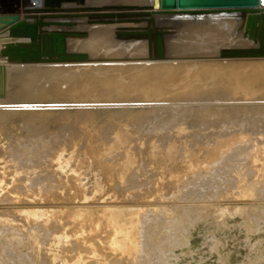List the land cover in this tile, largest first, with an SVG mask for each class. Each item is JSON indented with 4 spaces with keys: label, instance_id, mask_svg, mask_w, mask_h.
<instances>
[{
    "label": "rangeland",
    "instance_id": "rangeland-1",
    "mask_svg": "<svg viewBox=\"0 0 264 264\" xmlns=\"http://www.w3.org/2000/svg\"><path fill=\"white\" fill-rule=\"evenodd\" d=\"M96 1L101 2L92 0L93 3ZM43 3L44 0H0V15L21 12L25 16ZM78 15L66 19L75 22L74 26L49 29L85 32L86 35L65 36V48L74 51V48L87 47L89 43L91 53L88 56H92V62L41 61L35 59L38 55L35 56L34 50L23 52L21 57L11 53L2 55L6 42L14 38L12 42L31 38L9 35L12 27L7 29L3 25L10 22L0 19V71L15 66L19 70L7 71L5 93L0 96V249L5 251L0 250V264H19L22 260L20 263L23 264H99V260L100 264H126V258H121V262V254L113 250L111 240H108L118 237L115 223L107 220L114 216L118 218L116 225L121 223L118 225L133 230L134 241L139 236L138 241L150 244L145 253L141 252L144 255L138 252L141 257L132 264L148 263L149 259L152 264H264V57L209 59L220 50L219 45L222 49L226 42H216L213 46L212 42L204 40L209 36L216 37L218 30L214 32L207 27L200 28L201 31L197 28L195 32L193 27L185 25L187 30L185 27L182 30L183 24L181 28L175 24L176 27L172 25L175 28L171 26V29L160 25L166 29L163 34L170 35L171 30L180 35L177 38L182 36L186 38L184 40L192 41L190 33L195 32L192 39H197L194 42L198 45H186L190 47L189 51L184 45L176 47L172 43V50L169 48L172 52L167 54L171 57L164 59L154 52V36H145V40L138 34L128 38L117 33L127 30L126 26L121 28L128 22L120 23V19L113 16L102 17L111 22L99 24L94 22L97 16ZM80 21H85L87 28H77ZM103 26H112L111 36H108L111 41L105 43L100 39L101 43L97 38L93 44L87 40L95 29ZM177 26L181 31H174ZM181 32L187 34L183 36ZM132 37L146 41L144 47L138 46L141 50L133 46L135 39ZM49 41H46L48 46ZM148 42H152L150 46ZM84 47L82 51L89 54V46ZM175 49L181 52L174 53ZM147 50L152 58L155 53L156 60L147 58L150 56ZM66 63L74 65L66 67L63 65ZM155 68L162 70L160 75L154 74ZM8 73L18 77H9ZM251 153L255 155L251 157ZM254 157L258 163L253 161ZM246 161L254 169L252 174L261 173V176L252 175ZM259 168L263 170L257 173ZM198 170L200 172H195ZM190 174L193 175L191 178ZM204 174L207 175L206 184L201 183ZM136 184L147 189L144 192ZM172 186L174 189H170ZM164 187L173 193L166 192ZM182 187L188 190L183 192ZM137 190L144 193L136 195ZM148 190L151 193L145 194ZM133 192L136 197L132 196ZM128 196L131 200L138 198L137 202L128 201ZM99 217L106 219L103 223H108L106 225L111 228L103 226L104 219L100 221ZM60 219L61 223L58 222ZM66 220L70 222L66 223ZM63 222L66 225L69 222L67 227ZM141 227L149 229L145 232L140 230ZM97 232L102 236L99 239L107 236L103 238L106 242L102 241L110 252L96 248V243L91 244L90 239L95 241ZM101 232L106 234L101 235ZM83 239H88L84 245ZM69 244L72 248L68 250ZM79 244L84 247L81 252ZM72 249L81 254H74ZM100 249L105 250L102 256ZM89 250L96 255L95 259ZM13 252H17V256L21 254L20 257H14ZM108 252H112L111 258ZM8 255L14 259L9 260ZM101 257L103 259H97Z\"/></svg>",
    "mask_w": 264,
    "mask_h": 264
},
{
    "label": "bare ground",
    "instance_id": "bare-ground-1",
    "mask_svg": "<svg viewBox=\"0 0 264 264\" xmlns=\"http://www.w3.org/2000/svg\"><path fill=\"white\" fill-rule=\"evenodd\" d=\"M148 3V0H101V2H98L97 3V1H96V3L94 2H92V0H88V1H83V2H80V1H78L77 3H75V4H73V5H71L72 6V8L70 9V10H64V11H56V12H63V13H75V14H87L88 16H89V14H94V13H106V12H113V13H117V12H122V11H126V10H144V9H146L145 7H144V5L145 4H147ZM129 4H138V8H123V7H115V8H112V6L113 5H116V6H123V5H129ZM69 5V4H68ZM67 4H65L64 6H68ZM44 5H42L41 7H40V11L42 12V13H49V12H44V11H42V7H43ZM36 9H38V8H36ZM221 10H207V11H190V10H167V11H162V10H154L153 11V16L156 18L155 19V24L156 25H159L158 27H160V25H164L163 27H165V25H167L168 26V28L169 29H171L170 27L172 26V25H174L175 26V24L177 25H179L180 26V28H181V24H183L184 26H182L183 28H182V30H185L184 29V27H185V25H186V27L188 26V27H193L194 29H192L193 31H195L196 32V30H197V28H198V31L200 30V28H207L208 27V29L209 28H212L213 30H214V32H215V30H218V34H216V37H213V39H212V36L210 37H207L206 39H204V40H207V42H212V45L214 46H216V42H220V41H226L224 44H223V48L226 46V48H227V46H229L230 47V45H233V46H231V47H246V46H254V42L251 40V39H248V38H245V37H243V35H242V23H243V18H240V17H238V16H240V15H238V14H234V13H227V14H219L218 12H220ZM56 12H54V11H52V12H50V13H56ZM42 13H36V14H42ZM197 13H204L203 14V19H197V18H195V17H190V18H187V19H182V18H174V17H176L177 15H179V14H185L186 16H190V15H195V14H197ZM258 13H259V15H260V18H261V21L262 22H264V7H258ZM17 15H19V16H24L21 12H20V14H17ZM243 15H244V13H243ZM88 16H86V17H88ZM164 16H166V17H164ZM79 17V16H78ZM80 17H82V16H80ZM97 17H99V16H97ZM97 17L95 18V20L97 19ZM164 17V18H163ZM92 18V17H91ZM101 19H102V17H100ZM104 18V17H103ZM108 18V17H107ZM114 18H118V19H120V17H118V16H114ZM169 18H172V20H168ZM20 19H23V18H20ZM89 19V18H88ZM109 19V18H108ZM107 19V20H108ZM111 20V19H110ZM113 20V19H112ZM92 21V20H91ZM176 21V22H175ZM181 21L183 22V23H181ZM185 21V22H184ZM78 23V22H77ZM121 23V22H120ZM124 23V22H123ZM125 23H127V22H125ZM180 23V24H179ZM185 23V24H184ZM74 24H76L75 22H74ZM74 24H73V26H74ZM100 24V23H99ZM102 24V23H101ZM108 24V23H107ZM113 24V23H112ZM119 25V24H118ZM141 25H143V26H141ZM145 25H147V23L145 22V23H142V22H139V23H134V22H128L126 25H124V27L122 26V28L121 29H125V26L126 27H128V29L127 30H129V29H136L135 27H144ZM212 25V26H211ZM5 28H11L12 26H11V23L9 24V25H7V23H5L4 25H3ZM72 26V25H71ZM76 27L77 28H87V26H86V22L85 21H80L77 25H76ZM173 27V26H172ZM176 27V26H175ZM175 27H173V28H175ZM185 27V28H186ZM179 27L177 26V28L174 30V29H172V30H174L175 32H176V30L178 29ZM165 29V28H164ZM168 29V30H169ZM190 29V28H189ZM188 29V30H189ZM112 26H103V27H101V28H97V29H95V31L92 33V36L90 37V40H89V37H88V41H90V42H92L93 44H94V40H95V42H96V39L98 38V40L97 41H99L100 39L101 40H103L105 43L107 42L106 40H109V41H111L110 39H108L111 35V32H112ZM180 31H181V29H179ZM179 30H177V31H179ZM186 30H187V28H186ZM191 30V29H190ZM202 30V29H201ZM200 30V31H201ZM79 31V30H78ZM170 31V33L172 34H166V35H164L163 34V44H164V54H166V55H164V59H165V57L166 58H170L171 56H168L169 54L168 53H170V51L172 50V43H174L175 45H176V47H178V46H181V45H184V46H192V47H194L195 45L194 44H196L195 42H197L196 40L197 39H192L195 35V32H192V33H190L191 35H192V38H191V40L192 41H189L190 39L188 38V40H184V39H186L185 37H182L181 36V38H177V37H180V35H175V33L173 34L172 32H171V30H169ZM197 31V32H198ZM186 32V31H185ZM89 33V32H88ZM88 33H87V35H88ZM169 33V32H168ZM180 33V32H179ZM182 33V32H181ZM183 33H184V31H183ZM183 33H182V35H183ZM91 34V33H90ZM90 34H89V36H90ZM177 34H178V32H177ZM185 34H187V33H185ZM185 34L183 35V36H185ZM197 34V33H196ZM120 35V34H119ZM135 35H137V34H135ZM190 35V36H191ZM194 35V36H193ZM109 36V37H108ZM133 36V35H132ZM139 36V35H138ZM137 36V37H138ZM144 36V38L142 37V35H141V38L142 39H145L146 40V38H145V36L146 35H143ZM153 36V35H152ZM177 36V37H176ZM190 36H188V37H190ZM198 36H199V34H198ZM119 37V36H118ZM136 37V38H137ZM200 37V36H199ZM6 38H7V36H6ZM10 38V37H9ZM12 38H14V37H12ZM77 38V37H76ZM129 38V37H128ZM133 38V37H132ZM135 37L133 38V39H135L134 41L131 39V41H133L132 43L134 44L133 46H135L136 45V47H137V49L139 48L138 46L140 45V46H142V47H144L143 45L146 43V41L145 40H142L141 38H137L136 39ZM184 38V39H183ZM195 38H198V37H195ZM200 38H202V37H200ZM16 38H14L13 40H15ZM80 39V38H79ZM114 39V38H113ZM117 39V38H116ZM125 39H127V37L125 38ZM139 39H141V40H139ZM151 39V38H150ZM153 39V38H152ZM27 40H29L28 38H27ZM31 40V39H30ZM67 40V39H66ZM72 40V39H71ZM86 39H84V41H85ZM86 40V42L88 43V41ZM121 40V39H120ZM119 40V41H120ZM128 40V39H127ZM148 40V39H147ZM199 40V39H198ZM21 41V40H20ZM26 41V40H25ZM49 41V40H48ZM77 41V40H76ZM83 40H82V42H84ZM102 41V42H103ZM126 41V40H125ZM129 41V40H128ZM127 41V42H128ZM148 41H150V40H148ZM195 41V42H194ZM201 41V40H200ZM12 42V41H11ZM78 42V41H77ZM81 42V41H80ZM99 42H101V41H99ZM98 42V43H99ZM101 42V43H102ZM124 41L123 40H121V43H123ZM153 42V41H152ZM152 42H148V46H150L149 44L150 43H152ZM206 42V43H207ZM76 43V42H75ZM92 43H90L91 45H92ZM115 43V42H114ZM84 44V43H83ZM118 44V43H117ZM153 44V46L155 47V41L152 43ZM171 44V45H170ZM44 45V44H43ZM80 45V44H79ZM96 45V44H95ZM99 45H100V43H99ZM103 45V44H102ZM110 45V44H109ZM115 45V44H114ZM121 45V44H120ZM124 45V44H123ZM127 45V44H126ZM169 45H170V47H169ZM196 45H198V44H196ZM48 46V45H47ZM70 46V45H69ZM74 46V45H73ZM72 46V47H73ZM80 46H82V44L80 45ZM86 46V45H85ZM89 46V51H88V55H90V53H91V50H90V45H89V43H88V45H87V47ZM127 46H129V45H127ZM146 46V45H145ZM148 46H146L147 48H148ZM174 46V45H173ZM184 46H182V47H184ZM186 46V47H187ZM207 46V45H206ZM206 46H205V48H206ZM49 47V48H48ZM47 48H45L47 51L48 50H50L51 49V46H50V43H49V46H48ZM83 47H84V45H83ZM83 47H77V48H74L75 50L77 49L78 51H82V48ZM87 47H84V48H87ZM113 47V46H112ZM122 47V46H121ZM136 47H133V48H135L136 49ZM144 48V49H147V48ZM151 47H152V45H151ZM175 47V48H176ZM192 47H191V49H192ZM67 48V47H66ZM65 48V49H66ZM69 49H70V47H68ZM67 48V50L66 51H68L69 49ZM99 48V47H98ZM101 48H102V46H101ZM105 48V47H104ZM131 48V47H130ZM156 48V47H155ZM169 48H171V50L169 49ZM181 47H179V49H180ZM185 48V47H184ZM183 48V50H188V49H184ZM187 48H189V51H190V47H187ZM214 48V47H213ZM73 48H71L70 49V51L72 50ZM129 49V48H128ZM132 49V48H131ZM135 49H133V50H135ZM140 50H141V48H139ZM150 49V48H149ZM152 49H154L153 47H152ZM218 49H221V47H220V45H219V48ZM52 50V49H51ZM74 50V51H75ZM76 50V51H77ZM84 51L86 50V49H83ZM95 50V49H94ZM113 50V49H112ZM119 50V49H118ZM122 50V49H121ZM123 50H125V49H123ZM122 50V51H123ZM127 50V49H126ZM151 50V49H150ZM149 50V51H150ZM176 51L174 52V53H180L181 51H178L177 49H175ZM181 50V49H180ZM182 50V51H183ZM87 51V50H86ZM103 51V50H102ZM108 51H110V50H108ZM142 51H143V48H142ZM152 51V50H151ZM154 51V50H153ZM152 51V52H153ZM174 51V50H173ZM53 52V51H52ZM106 52V51H105ZM125 52V51H124ZM133 53H134V51H132ZM140 52V51H139ZM147 52H148V50H147ZM151 52V53H152ZM154 52H156V51H154ZM172 52V51H171ZM218 52V51H217ZM28 53V52H27ZM31 53H33V51H31ZM122 53V52H121ZM146 53V52H145ZM149 53V52H148ZM147 53V54H148ZM216 53V52H215ZM1 54V53H0ZM62 54H64V53H62ZM94 54V53H93ZM119 54V53H118ZM129 54V53H128ZM131 54V53H130ZM129 54V56H131ZM141 54V53H140ZM150 54V53H149ZM155 53H153V58L156 60V56L154 55ZM156 54H157V52H156ZM168 54V55H167ZM173 54V53H172ZM172 54H170V55H172ZM20 55V54H19ZM30 55V54H29ZM99 55H101V54H99ZM108 55V54H107ZM124 55V54H123ZM122 55V56H123ZM126 56H128L127 54H125ZM124 55V57H126ZM135 55H136V53H135ZM138 55V54H137ZM136 55V56H137ZM24 56V55H23ZM22 56V57H23ZM35 56H36V54H35ZM46 56H49V55H46ZM142 56V55H141ZM145 56V55H144ZM147 56V55H146ZM150 56H151V54H150ZM179 56V55H178ZM20 57H21V55H20ZM92 57V56H91ZM90 57V58H91ZM108 57V56H107ZM110 57H112V56H110ZM159 57V56H158ZM157 57V58H158ZM173 57V56H172ZM29 58V57H28ZM31 58V57H30ZM88 58H89V56H88ZM106 58V57H105ZM134 58H136V57H134ZM153 58H151V59H153ZM176 58V57H175ZM260 58V57H259ZM92 59V58H91ZM101 59H102V57H101ZM109 59V58H108ZM137 59H138V57H137ZM163 59V58H162ZM222 59H224L225 60V58H221V60ZM232 59V58H231ZM230 58L229 59H227V60H231ZM235 59V58H234ZM253 59H255V58H253ZM262 59H264V58H262ZM146 60V59H145ZM158 60V59H157ZM161 60V59H160ZM176 60V59H175ZM179 60H181V59H179ZM82 61H85V60H82ZM109 61H111V60H109ZM131 61V60H130ZM142 61V60H141ZM223 61V60H222ZM261 61V60H260ZM29 62V61H28ZM69 62V61H68ZM81 62V61H80ZM95 62H97V61H95ZM94 62V63H95ZM98 62H100V61H98ZM97 62V63H98ZM102 62H104V61H102ZM53 63V62H52ZM60 63V62H59ZM79 63V62H78ZM111 63H113L112 61H111ZM106 64V63H105ZM19 65V64H18ZM22 65V64H21ZM27 65V64H26ZM37 65V64H36ZM46 65V64H45ZM54 65V64H53ZM148 65V64H147ZM12 66V65H11ZM24 66H25V64H24ZM28 67H29V65H27ZM35 66V65H34ZM44 66V65H43ZM42 65L40 66V67H43ZM222 66V65H221ZM7 67V66H6ZM5 67V68H6ZM10 67V65L8 66V68ZM14 67V66H13ZM16 67V66H15ZM10 68V69H4V70H1L0 71V94H4L5 93V88H6V73H7V71H10V70H16V71H18L19 72V70H17V68ZM26 68V69H29V68ZM36 67V66H35ZM38 67H39V64H38ZM45 67V66H44ZM46 67H47V65H46ZM45 67V68H46ZM49 67H50V65H49ZM52 67V66H51ZM55 67V66H54ZM215 67H216V65H215ZM217 67H219L218 65H217ZM48 68V67H47ZM60 68V67H59ZM23 69V68H22ZM14 72V73H18V72ZM64 71V70H63ZM144 71V70H143ZM12 72V71H11ZM43 72V71H42ZM162 72V70L160 69V68H155L154 69V74H157V75H160V73ZM26 73V72H25ZM183 73V72H182ZM203 73V72H202ZM9 74L10 73H8V76H9ZM210 74V73H209ZM11 75L13 76V77H18L17 76V74H15V76H14V74H10V76L9 77H11ZM18 75H19V73H18ZM28 75V74H27ZM19 76H21V75H19ZM198 76V75H197ZM207 76H209L208 74H207ZM226 76V75H225ZM23 77V76H22ZM20 78V77H19ZM11 79V78H10ZM18 79V78H17ZM12 81H13V79H11ZM9 81V80H8ZM11 81V82H12ZM20 81V80H19ZM16 82V81H15ZM13 83V82H12ZM13 85V84H12ZM12 85H10V86H12ZM16 85H18L17 83H16ZM85 85V84H84ZM85 87H86V85H85ZM47 88V87H46ZM2 98V97H1ZM4 99V98H3ZM0 112H2V111H0ZM1 115H3V113H1ZM6 115V114H5ZM5 115H4V117H5ZM0 117H2V116H0ZM6 129V128H5ZM6 133H7V131H6ZM7 135V134H6ZM10 136V135H9ZM12 138H13V136H11ZM238 138H240V137H238ZM238 140V139H237ZM264 149V148H263ZM261 150V149H260ZM241 151V150H240ZM262 151V150H261ZM260 151V152H261ZM258 152H259V150H258ZM238 153V152H237ZM238 154H241V153H238ZM238 154H236V155H238ZM252 154V156L251 157H253V155H255V153L253 154V153H251ZM250 154V155H251ZM258 154V153H257ZM261 155V154H260ZM257 156V155H256ZM262 156V155H261ZM255 158V157H254ZM248 159V158H247ZM250 159V158H249ZM246 160V159H245ZM250 160H248V162H249ZM253 161H255V162H257L258 163V161H257V159L255 158ZM262 161V160H261ZM260 161V162H261ZM186 162H188V161H186ZM247 162V161H246ZM248 162L246 163V164H248ZM251 162V161H250ZM250 162H249V164H250ZM248 164V166H249V168L251 167L250 165ZM261 164H263V163H261ZM204 165V164H203ZM247 166V167H248ZM262 166H264V165H262ZM201 167H202V164H201ZM247 167H246V169H247ZM203 168V167H202ZM195 169V168H194ZM251 170H249L248 169V171H250L251 172V174H252V172L254 171V169L253 168H250ZM253 169V170H252ZM258 169V168H257ZM178 170V169H177ZM262 170H263V168H262ZM262 170L260 171V168H259V170L257 171V173L260 171V172H262ZM208 171V170H207ZM206 171V173H208V175H209V172H207ZM231 171V170H230ZM195 172H200L199 170L198 171H195ZM250 172H248V173H250ZM167 173V172H166ZM174 173V172H173ZM190 173H191V171H190ZM194 173V172H193ZM192 173V174H193ZM205 173V174H206ZM231 173H232V171H231ZM170 174V173H169ZM192 174H190L189 175V177L190 176H193ZM197 173H195V175H196ZM205 174H204V180H202L201 181V183L202 182H205V181H207V179H205L206 178V176H205ZM251 174H249V177L250 178H252L250 175ZM253 174H256V173H253ZM252 174V175H253ZM259 174V173H258ZM258 174H256L257 176H258ZM171 175H172V173H171ZM194 175V176H195ZM201 175V174H200ZM203 175V174H202ZM232 175V174H231ZM260 176H261V173L259 174ZM264 175V174H263ZM262 175V177H264ZM163 176H165L164 174H163ZM169 176V175H168ZM172 176H174V174L172 175ZM160 177H161V175H160ZM170 178H171V176H169ZM196 178H197V176H195ZM198 177H199V175H198ZM209 177H211V176H208V178ZM247 177H248V175H247ZM164 178V177H163ZM165 178H166V176H165ZM191 178V177H190ZM189 178V179H190ZM258 178V177H257ZM156 179V178H155ZM169 179V178H168ZM189 179H187V180H189ZM193 179V178H192ZM197 179H200V178H197ZM263 178H261V180H262ZM159 180V179H158ZM191 180V179H190ZM254 180V179H253ZM252 180V181H253ZM255 180H257V179H255ZM2 181V180H1ZM54 181V180H53ZM146 181V180H145ZM154 181V180H153ZM263 181V180H262ZM56 182V181H55ZM147 182V181H146ZM149 182V181H148ZM147 182V183H148ZM156 182H157V179H156ZM176 182H177V180H176ZM189 181H187V183H188ZM195 182H197V181H195ZM209 182V181H208ZM258 182V181H257ZM264 182V181H263ZM263 182H261L260 181V183H262L263 184ZM146 183V184H147ZM161 183H163V182H161ZM193 183V182H192ZM191 183V184H192ZM207 182H205V184H206ZM4 184V183H3ZM112 184V183H111ZM144 184V183H143ZM149 184V183H148ZM151 184V183H150ZM159 184V183H158ZM177 184H178V182H177ZM197 184H199L200 185V183L198 182ZM254 185H255V183H253ZM139 188H141L138 184H136ZM135 185V186H136ZM152 185H153V183H152ZM165 185V184H164ZM163 185V186H164ZM171 185H172V183H171ZM181 185V184H180ZM186 184H182L181 186H185ZM192 185H194V184H192ZM147 187H148V185H146ZM151 186V185H150ZM155 186H157V188L156 189H158V187H159V185H155ZM178 185H176V187H177ZM196 186V185H195ZM203 186H206V185H204L203 184ZM253 186V185H252ZM251 186V187H252ZM256 186V185H255ZM114 187H116V183L114 184V186H113V188ZM130 187H131V185H130ZM130 187H128V188H130ZM137 187V188H138ZM145 187V186H144ZM173 187V186H172ZM176 187H175V189H176ZM189 187V186H188ZM193 187V186H192ZM191 187V188H192ZM254 187V186H253ZM259 186L257 185L256 186V188H258ZM128 188H126V189H128ZM138 188V189H139ZM151 188V187H150ZM153 188V187H152ZM155 188V187H154ZM169 188V187H168ZM179 188H180V186H179ZM184 187H182L181 188V191H183V190H185L187 187H185L184 189H183ZM191 188L189 189V190H191ZM194 188V187H193ZM192 188V189H193ZM197 188V187H196ZM200 188V187H199ZM255 188V189H256ZM263 187L261 186V189H262ZM126 189H125V191L124 192H126ZM142 190H143V187L141 188ZM140 189V190H141ZM147 189V188H146ZM146 189H144V190H146ZM156 189H155V191H156ZM161 189H162V187H161ZM164 189H166L165 187H164ZM170 189H174V187L173 188H171L170 187ZM249 190H250V192H252L251 191V189H250V187L248 188ZM261 189L259 188V193H260V191H261ZM143 190V191H144ZM152 190V189H151ZM151 190L149 191L148 190V192L147 193H145V194H148L149 192L151 193ZM168 189H166V192H168L167 191ZM187 190H188V188H187ZM206 190V189H205ZM208 190H210V189H208ZM248 190V191H249ZM154 191V192H155ZM170 191V190H169ZM175 191V190H174ZM203 191V190H202ZM207 191V190H206ZM205 191V192H206ZM247 191V192H248ZM145 192V191H144ZM144 192H140L141 194H143ZM153 192V191H152ZM158 192V191H157ZM166 192H165V194H166ZM183 192H186V190L185 191H183ZM188 192V191H187ZM192 192H194V190L192 191ZM204 192V191H203ZM210 192V191H209ZM250 192H248V193H250ZM257 192V191H256ZM255 192V193H256ZM138 193V194H137ZM139 192H138V190H137V192H136V195H139L140 194ZM149 193V194H150ZM161 193V192H160ZM159 193V194H160ZM164 193V192H163ZM168 193H173V191H170V192H168ZM167 193V194H168ZM247 193V194H248ZM254 192H253V194H255ZM186 194V193H185ZM206 194V193H205ZM257 194H258V192H257ZM135 195V192H133V195L132 196H134ZM136 195H135V197H136ZM201 196V195H200ZM129 197V196H128ZM135 197H133L134 199L133 200H131L132 198H131V196L129 197V198H127V200L129 201V200H131V202H137L136 200L138 199V198H135ZM131 198V199H130ZM125 203H126V201H125ZM128 203V202H127ZM131 204V203H130ZM130 204H128V205H130ZM132 205H134V204H132ZM123 206V205H122ZM203 206H205V205H203ZM108 209V208H107ZM148 209V208H147ZM201 209H202V207H201ZM149 210V209H148ZM148 210H146V211H148ZM203 210V209H202ZM109 211H110V209H109ZM181 211H184L183 210V208L181 209ZM95 212H97V211H95ZM102 213H104V211H101ZM106 212H108V211H106ZM153 212V211H152ZM185 212V211H184ZM184 212H180L179 214L181 215V214H183ZM52 213V212H51ZM111 213H112V211H111ZM1 214V213H0ZM29 214V213H28ZM74 213H72V215H73ZM71 215V214H70ZM113 215V214H112ZM179 215V216H180ZM183 215H185V214H183ZM3 216V215H2ZM66 216H69V213H67L66 214ZM75 216V215H74ZM76 216H78L77 214H76ZM117 216V215H116ZM146 216V215H145ZM178 216V217H179ZM185 216H187V215H185ZM63 217V216H62ZM115 217V216H114ZM114 217H110V219L108 218L107 220H110V222L113 224V223H115V230H118V237L117 238H113V239H108V240H111V243L110 242H108V243H110L111 245H112V248H113V250H117L118 252H119V255L120 256H122V257H120V256H118V258L120 257V261L122 262V260H121V258H126V260H125V262H126V264L128 263V264H132V263H134L135 261H136V259H138V258H140V257H138V255L141 253V252H143V253H145V249L146 248H148V246L150 245L149 243H147V242H144V243H142V241H138V237L139 236H137V240L136 241H134L133 239H132V237H134V234H133V230L132 229H130V227H128V226H126V225H118V224H121V223H117V225H116V220L118 219H115ZM148 217V216H147ZM70 218V217H69ZM68 217H67V219H69ZM142 218H143V216L141 215V220H142ZM145 218V217H144ZM144 218H143V220H144ZM73 220H74V218H72ZM71 219V220H72ZM99 219H100V221L102 220V219H104V218H100L99 217ZM165 218H163V220H164ZM184 219H186L187 220V218H185L184 217ZM89 220V219H88ZM106 219H104V220H102V222H101V224L103 223V221L104 222H106L105 221ZM145 220H147V219H145ZM158 220V219H157ZM182 219L180 218V220H179V222L181 221ZM67 221H69V220H66L65 222L67 223ZM76 222H77V220H75ZM74 221V222H75ZM118 221V220H117ZM166 221H168V220H166ZM58 222H60L61 223V219H60V221H58ZM70 222V221H69ZM69 222H68V224H69ZM73 222V223H74ZM146 222H148V220L146 221ZM93 223V222H92ZM100 223V222H99ZM99 223H97L96 225H99ZM135 223V222H134ZM143 223V222H142ZM141 223V225H143ZM149 223H150V221H149ZM163 223H166V222H163ZM63 224L64 225H66L64 222H63ZM67 224V225H68ZM76 225L75 226H77V225H79L78 223H75ZM101 224H100V226H101ZM106 224H108V223H106ZM106 224H104L103 223V226H105ZM123 224V223H122ZM167 224V223H166ZM67 225H66V227H67ZM93 225H95V224H93ZM96 225H95V228H96ZM57 226V225H56ZM61 226H63V225H61ZM71 226V225H70ZM73 226V225H72ZM80 226V225H79ZM87 226V225H86ZM99 226V227H100ZM106 226H109V225H106ZM136 226V225H135ZM139 226H140V224H139ZM138 226V227H139ZM144 226H145V224H144ZM59 227V226H58ZM64 227V226H63ZM81 227V226H80ZM91 227V226H90ZM110 227V226H109ZM62 227H60V229H61ZM72 228H74V227H72ZM82 228V230L81 231H84L83 229V227H81ZM87 228H88V226H87ZM104 228V227H103ZM111 228V227H110ZM142 228V227H141ZM158 228V227H157ZM162 228H163V226H162ZM59 229V228H58ZM64 229V228H63ZM98 229V228H97ZM114 229V228H113ZM148 227H146V228H142V229H140L141 231H145V232H147L148 231ZM154 229V228H153ZM159 229V228H158ZM100 230H102L101 228H100ZM99 230V231H100ZM114 230V231H115ZM78 231V230H77ZM80 231V232H81ZM86 231V230H85ZM88 231V230H87ZM90 231H91V229H90ZM141 231H139V234L141 235ZM154 231V230H153ZM69 232H70V230H69ZM69 232H67V234L66 235H68L69 236V238H70V234H68ZM80 232H78V233H80ZM156 232H158L159 233V231H156ZM65 233V232H64ZM75 233V232H74ZM77 233V234H78ZM84 233H86V232H84ZM90 233V232H89ZM95 233H96V231H95ZM98 233H100V232H97V237H96V239H95V241H94V239H90V241L92 240L93 242L91 243V244H99V243H102L103 241H105V240H103V238L104 239H106L107 238V236L106 237H103L102 239H99V238H101L102 236H100ZM102 233V232H101ZM105 233V232H104ZM104 233H102L101 235H105ZM110 233V232H109ZM152 233V232H151ZM165 233V232H164ZM73 234V233H72ZM77 234H76V236H77ZM81 234H83L82 232H81ZM80 234V236L82 237V235ZM92 234V233H91ZM113 234V233H112ZM117 233H115L114 234V236L116 235ZM83 235H86V234H83ZM93 235V234H92ZM96 235V234H95ZM100 237H99V236ZM74 236H75V234H74ZM79 236V235H78ZM79 236V237H80ZM91 236V235H90ZM89 236V237H90ZM154 236V235H153ZM157 236V235H156ZM155 236V238L157 239V237ZM86 237H87V235H86ZM92 237V236H91ZM113 237V236H112ZM68 238V239H69ZM77 238V237H76ZM93 238H95V236L93 237ZM122 238V239H121ZM141 238V237H140ZM153 239H154V237H152ZM71 239H73V238H71ZM74 239H75V237H74ZM97 239L99 240V241H101V242H99L98 243V241H97ZM85 240H88V239H85ZM84 239H83V245L85 244L84 243V241H85ZM103 240V241H102ZM152 240V239H151ZM69 241V240H68ZM72 241V245H74V244H76V243H74V240H71ZM78 241V240H77ZM81 241V240H80ZM76 242V241H75ZM86 242V241H85ZM89 242V241H88ZM106 242V241H105ZM139 242H141V243H139ZM70 243V242H69ZM78 243H79V241H78ZM77 243V244H78ZM104 243V242H103ZM102 243V244H103ZM107 243V245H109L110 247H111V245L110 244H108ZM71 244V243H70ZM70 244H69V246H68V250H69V247H71L70 246ZM87 244V243H86ZM95 244V245H96ZM102 244L101 245H99V246H95L96 248H101L102 247V249L103 248H105L106 247V243H104L103 245H104V247L102 246ZM81 247V249H80V251L79 252H81V250H82V248H84V247H82L83 245L82 244H79ZM151 245H152V243H151ZM2 246V245H1ZM4 246V245H3ZM75 246V245H74ZM73 246V247H74ZM77 246V245H76ZM6 247V246H5ZM4 247V248H5ZM150 247V246H149ZM72 248V247H71ZM70 248V249H71ZM87 247H85V249H86ZM109 248V247H108ZM108 248H105V249H108ZM6 249V248H5ZM75 249H77L78 250V246H77V248H75ZM110 249V248H109ZM108 249V250H109ZM0 250H2V249H0ZM6 250H8V249H6ZM67 250V251H68ZM72 250H74V249H72ZM76 250V251H77ZM84 250V249H83ZM98 249H96V251H97ZM101 250V249H100ZM111 250V249H110ZM110 250H109V252H110ZM147 250V249H146ZM3 251V250H2ZM9 251V250H8ZM8 251H6V252H8ZM71 251V250H70ZM76 251L74 250V254H76ZM107 251V250H106ZM3 252H5V251H3ZM15 252V251H14ZM13 252V255H14V257L15 256H17V252L16 253H14ZM69 252V251H68ZM78 252V251H77ZM83 252V251H82ZM85 252V251H84ZM89 252H90V250H89ZM88 252V253H89ZM102 250H101V255H100V253H94V254H99L100 256H102ZM109 252L107 253V254H109ZM138 252H139V254H138ZM162 253H163V251H161ZM10 253H12V251L10 252L9 251V254ZM66 253V252H65ZM70 253V252H69ZM104 253H105V250H104V252H103V255H104ZM112 253V252H111ZM110 253V254H111ZM114 253V255H115V253L116 252H113ZM143 253H141L142 255H144ZM149 253V252H148ZM7 254V253H6ZM20 254V253H19ZM71 254H73L72 253V251H71ZM77 254H81V253H77ZM76 254V255H77ZM87 254V253H86ZM90 254L91 255H93L91 252H90ZM89 254V255H90ZM105 255V258H106V256H108V255ZM110 254H109V257H110ZM147 254V253H146ZM145 254V255H146ZM164 254V253H163ZM21 255V254H20ZM20 255L19 256H17V258L18 257H20ZM66 255V254H65ZM117 255V254H116ZM115 255V256H116ZM10 255H8V259L10 260L11 258L9 257ZM67 256H69V254L67 253ZM72 256V255H71ZM113 256V255H112ZM115 256H113V257H115ZM22 257H24L23 255L21 256V258ZM73 257H74V255H73ZM76 257V256H75ZM74 257V258H75ZM96 258V255L94 256L93 255V258ZM108 257V258H109ZM112 257V258H113ZM21 258H20V260H21ZM73 258V259H74ZM77 258V257H76ZM75 258V259H76ZM94 258V259H95ZM111 258V257H110ZM12 259H14V258H12ZM23 259V258H22ZM26 259H27V257H26ZM74 259V260H75ZM97 259H103L102 257L101 258H97ZM107 259V258H106ZM105 259V260H106ZM115 259H117V258H115ZM142 259V258H141ZM145 259H146V257H145ZM144 259V260H145ZM29 260V259H28ZM104 260V261H105ZM119 259H117V261H118ZM135 260V261H134ZM140 260V259H139ZM17 260H15V262H16ZM98 261V260H97ZM11 262V261H10ZM14 262V263H15ZM17 262H19V261H17ZM20 262H23V260L22 261H20ZM19 262V264H23V263H20ZM27 262H31V261H27ZM91 262H92V260H91ZM93 262L95 263V260H93ZM103 262V261H102ZM106 263H107V261H105ZM138 262V261H137ZM142 262V261H141ZM143 263V262H142ZM145 263V262H144ZM143 263V264H144ZM148 263H151L150 262V259H149V262ZM148 263H145V264H148ZM11 264H13V263H11ZM27 264V263H26ZM28 264H30V263H28ZM90 264V263H89ZM97 264V263H96ZM99 264H100V260H99ZM108 264H111V263H109L108 262ZM113 264H117L116 262H114ZM118 264H120L119 262H118ZM137 264V263H136ZM139 264V263H138ZM152 264V263H151Z\"/></svg>",
    "mask_w": 264,
    "mask_h": 264
},
{
    "label": "water",
    "instance_id": "water-1",
    "mask_svg": "<svg viewBox=\"0 0 264 264\" xmlns=\"http://www.w3.org/2000/svg\"><path fill=\"white\" fill-rule=\"evenodd\" d=\"M78 1L84 0H44L43 7L44 12H41L40 8L31 9L23 19L19 18L17 14L0 15V19L3 21H9L12 26V30L9 35H15L17 38H31L29 41H15L6 42L5 48L1 51L2 55L8 54H23L25 51L34 50V53L38 56L35 59L47 62H68L72 60H85L92 62L93 59L88 58V54L83 51H65L64 38L68 35H86L85 32L70 31V30H55L49 29L57 26H70L74 22L70 19L78 17L75 13H63L56 11L70 10L71 5ZM69 4L68 6H64ZM138 8V4H129L123 6L113 5L112 8ZM144 10H126L122 12H106V13H94L89 16L99 17H113L123 16L120 18V22H146L144 27H135L136 29L118 30L120 35H126L128 37L138 34L146 35L148 37L154 36L156 52L159 57L164 56V44L162 34L166 32V29L158 27L155 24V17L153 16L154 10H190V11H207V10H221L219 14L234 13L238 14L240 18H243L242 23V35L245 38L251 39L254 42V46L246 47H227L218 50L215 55L209 57V59L218 58H243V57H264V22L261 21L258 13V7H264V0H148V3L144 5ZM56 13H50V12ZM244 13V15H243ZM204 13H197L195 15L186 16L185 14H179L174 18H190L195 17L197 19H203ZM95 23H107L111 20L98 19ZM14 37V36H13ZM47 40H50L51 49L53 52L45 51L47 47ZM13 41V40H12ZM44 44V45H43ZM57 50V51H55ZM16 51V52H13ZM64 52V54H62ZM49 55V56H43ZM147 58H152L148 56ZM11 59V58H10ZM17 60V59H11ZM66 67L72 66V63H66ZM3 94H0L2 96Z\"/></svg>",
    "mask_w": 264,
    "mask_h": 264
}]
</instances>
